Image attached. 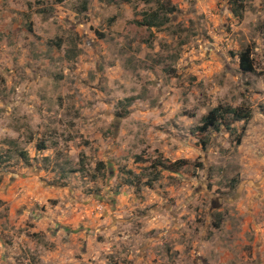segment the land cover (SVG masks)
Returning a JSON list of instances; mask_svg holds the SVG:
<instances>
[{"label":"rangeland","instance_id":"1","mask_svg":"<svg viewBox=\"0 0 264 264\" xmlns=\"http://www.w3.org/2000/svg\"><path fill=\"white\" fill-rule=\"evenodd\" d=\"M0 264H264V0H0Z\"/></svg>","mask_w":264,"mask_h":264},{"label":"trees","instance_id":"2","mask_svg":"<svg viewBox=\"0 0 264 264\" xmlns=\"http://www.w3.org/2000/svg\"><path fill=\"white\" fill-rule=\"evenodd\" d=\"M243 2L244 0H229L231 11L234 16H240L243 11ZM153 25V24H151ZM241 67L244 71L250 72L251 66L249 64L248 57L246 54L241 55ZM226 117H229L231 120L234 121H248L251 117L250 112L247 110H243L242 108H231V107H215L213 108L208 114L203 118V126L200 128L201 130H206L208 128H213L218 130L220 126L224 125L223 121L226 120ZM226 129L231 131L229 124H226ZM182 162H174L168 165L163 164L160 162L158 167H161L163 170L176 172L178 169H181L183 165Z\"/></svg>","mask_w":264,"mask_h":264}]
</instances>
